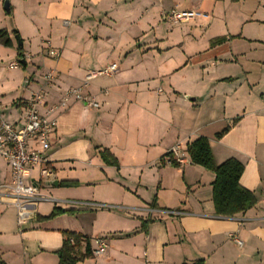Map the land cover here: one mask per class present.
<instances>
[{
  "label": "crops",
  "instance_id": "0c3cea01",
  "mask_svg": "<svg viewBox=\"0 0 264 264\" xmlns=\"http://www.w3.org/2000/svg\"><path fill=\"white\" fill-rule=\"evenodd\" d=\"M9 1L7 12L0 0V30L13 43H0V109L17 128L49 70L56 76L42 114L88 73L112 63L119 70L89 81L85 93L99 107L70 100L51 114L57 129L45 155L53 177L41 188L55 200L40 202L23 231L16 208L0 201V264H59L64 231L89 237L91 248L98 236L109 243L77 264H264V0ZM173 9L197 16L171 25L165 14ZM199 137L217 164H244L240 183L255 206L217 215L215 174L187 152ZM178 144L187 162L161 164ZM104 149L118 165L103 159ZM31 177L40 180L38 167ZM10 180L0 156V185ZM55 208L62 212L47 218Z\"/></svg>",
  "mask_w": 264,
  "mask_h": 264
},
{
  "label": "built area",
  "instance_id": "2783aa9c",
  "mask_svg": "<svg viewBox=\"0 0 264 264\" xmlns=\"http://www.w3.org/2000/svg\"><path fill=\"white\" fill-rule=\"evenodd\" d=\"M196 16V11L180 9H173L165 14L166 19L177 23L189 22ZM49 54L57 58L60 56V51L52 48L49 50ZM20 65L19 62L11 63L12 67ZM118 70L119 65L112 63L100 70L88 73L80 85L67 89L60 100L49 108L48 113L42 114L39 110V104L44 98L45 87L50 85L56 76L55 69L49 70L44 75L43 87L36 91L29 100L24 125L19 128L7 121L0 109V156L8 162L11 169V180L0 185V201L16 208L20 231H23V226L29 220L37 217L40 202L55 200L53 197L43 194L41 188L43 180H49L53 177L49 158L45 155V152L50 148L51 136L57 129V120L51 117V114L60 108H65L70 100H85L90 105L99 107L100 104L85 93L89 81L98 75H112ZM29 82V80L26 81L27 84ZM164 161L165 163L176 161L180 165L185 164L187 159L182 154L181 145L178 144L173 147L170 154L165 156ZM33 167L40 169L41 178L38 181L31 177V168ZM80 204L87 207H111L95 202H80ZM164 212L168 214L183 213L176 210H165ZM92 241L94 243V248H92L94 256L106 253L109 243L105 237L98 236ZM71 242L74 243V240L71 239Z\"/></svg>",
  "mask_w": 264,
  "mask_h": 264
},
{
  "label": "trees",
  "instance_id": "16d2710c",
  "mask_svg": "<svg viewBox=\"0 0 264 264\" xmlns=\"http://www.w3.org/2000/svg\"><path fill=\"white\" fill-rule=\"evenodd\" d=\"M18 35V31H16ZM224 37H219L215 41H224ZM0 43L5 46H12V40L9 32L6 29L0 30ZM22 45L19 46V53H22ZM23 63V62H22ZM239 120V117L234 119L233 124ZM231 126L226 127L223 131L217 133V138H221L229 131ZM187 152L191 158V162L196 165H201L215 174L213 181V200L217 215L235 216L239 213H244L257 202L256 195L253 191L243 187L240 183L241 176L244 172V164L236 158H229L221 164H217L214 159L212 147L207 137H199L187 144ZM168 152L166 155H169ZM101 155L106 162H113L118 165L117 160H110L109 156L113 155L104 149ZM165 158V157H164ZM164 158L161 164H164ZM171 164L180 165L176 161ZM62 212L60 208H55L47 218L53 217ZM148 222V221H147ZM145 221V224L147 223ZM65 240L63 246L58 251L59 264H77L86 257L91 256L92 248L90 238L82 236L79 233L72 231H64ZM74 240V243L71 242ZM86 242V251L81 253V242ZM194 264H205L204 260H199Z\"/></svg>",
  "mask_w": 264,
  "mask_h": 264
},
{
  "label": "water",
  "instance_id": "95a60500",
  "mask_svg": "<svg viewBox=\"0 0 264 264\" xmlns=\"http://www.w3.org/2000/svg\"><path fill=\"white\" fill-rule=\"evenodd\" d=\"M4 8H5V10H7V12H10L11 11L10 1L9 0H5V2H4ZM16 38L18 40L19 45H22V40L19 38V36H16Z\"/></svg>",
  "mask_w": 264,
  "mask_h": 264
},
{
  "label": "rangeland",
  "instance_id": "374dc122",
  "mask_svg": "<svg viewBox=\"0 0 264 264\" xmlns=\"http://www.w3.org/2000/svg\"><path fill=\"white\" fill-rule=\"evenodd\" d=\"M167 21H168V23L171 24V25H172V23L175 24V26H177V25H183V22H179V23H177V22H173V21H171V20H169V19H167ZM187 26H190V25H187ZM202 29H203V30H208V28H206V27H202ZM16 36H19V35H16ZM19 38H20V37H19Z\"/></svg>",
  "mask_w": 264,
  "mask_h": 264
}]
</instances>
